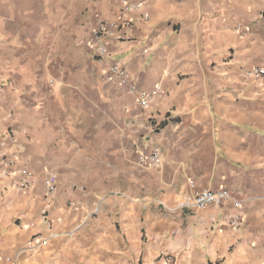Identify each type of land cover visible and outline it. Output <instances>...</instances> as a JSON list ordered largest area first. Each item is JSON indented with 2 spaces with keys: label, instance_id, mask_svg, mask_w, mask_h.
I'll use <instances>...</instances> for the list:
<instances>
[{
  "label": "crops",
  "instance_id": "crops-1",
  "mask_svg": "<svg viewBox=\"0 0 264 264\" xmlns=\"http://www.w3.org/2000/svg\"><path fill=\"white\" fill-rule=\"evenodd\" d=\"M258 68L264 0H0V264H264Z\"/></svg>",
  "mask_w": 264,
  "mask_h": 264
},
{
  "label": "built area",
  "instance_id": "built-area-1",
  "mask_svg": "<svg viewBox=\"0 0 264 264\" xmlns=\"http://www.w3.org/2000/svg\"><path fill=\"white\" fill-rule=\"evenodd\" d=\"M140 7V4H125L124 8L126 11H132ZM147 19V16H145ZM237 32H242L241 28L237 29ZM107 32L104 29H99L94 32V43H93V53L97 57H104L106 55V46L102 43V38L105 36ZM112 74L115 75L119 83L121 85H128L129 83V76L127 72L119 67L114 66L112 69ZM253 77L256 79L264 78V69L258 68L255 69L252 73ZM128 91L131 94L137 95L139 104L143 109H147L152 102L153 98L156 95V92L153 93H137L134 86H129ZM151 161L153 165L159 164V159L157 154H154L151 157ZM7 166L13 164L12 161H8L5 163ZM9 175V171L7 168L5 170L0 171V177H7ZM33 175L31 172H25L23 178L17 182V187L19 189H25L30 185L31 179ZM56 180L57 175L55 173H50L47 175L46 179L44 180V185L46 188V195L47 197H53L56 193ZM231 199V195L227 190H220V191H211V190H201L197 192L191 199H188L184 202L179 204L180 208H197V209H206L209 207L220 206L223 203L229 201ZM236 206H240V203H236ZM79 209L78 206L75 204L71 205ZM46 216V213H45ZM232 226L235 229H239L241 226V219L239 216H235L232 220ZM170 260V259H169ZM5 264H17L14 260L10 258L5 259ZM166 264H169V261H166ZM171 264V263H170Z\"/></svg>",
  "mask_w": 264,
  "mask_h": 264
}]
</instances>
